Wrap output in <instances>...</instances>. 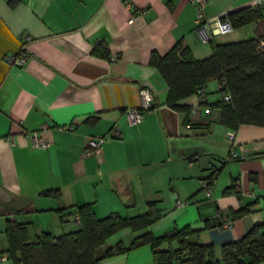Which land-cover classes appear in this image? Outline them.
<instances>
[{
  "label": "crops",
  "instance_id": "obj_1",
  "mask_svg": "<svg viewBox=\"0 0 264 264\" xmlns=\"http://www.w3.org/2000/svg\"><path fill=\"white\" fill-rule=\"evenodd\" d=\"M10 1L0 0V186L9 194H0V209L33 208L12 218L36 236L78 229L76 209L84 203L98 217L132 216L156 200L157 221L136 231L123 228L105 247H128L148 231L162 236L189 227L187 240L213 243L218 255L223 243L264 223V126L221 123L217 79L180 101L189 111L173 108L164 77L150 63L153 50L165 54L179 40L195 58H205L212 42L256 36L255 22L206 39L210 31L196 23L192 0ZM244 6L264 9V0H207L206 12L222 18ZM100 43L108 57L92 52ZM22 46L26 62H9ZM144 86L154 94V107L131 124L127 109L142 106ZM114 125L120 137L84 155L86 138ZM34 134L49 144L37 146ZM213 168L221 171L207 197L202 182ZM54 188L60 197L41 194ZM218 209L230 226L221 225ZM178 240H164L160 248L178 247ZM1 245L6 250L8 242ZM100 264H156V255L146 243Z\"/></svg>",
  "mask_w": 264,
  "mask_h": 264
},
{
  "label": "trees",
  "instance_id": "obj_2",
  "mask_svg": "<svg viewBox=\"0 0 264 264\" xmlns=\"http://www.w3.org/2000/svg\"><path fill=\"white\" fill-rule=\"evenodd\" d=\"M15 4L16 0H11ZM222 18H229L234 28L255 22L256 36L223 43L212 42L213 52L205 58H195L190 47L182 42L171 47L165 54L153 50L150 63L161 72L168 85L167 104L175 109L189 111L180 101L200 90L211 79L220 83L221 101L214 104L221 108V123L237 129L243 123L264 126V9L259 6H244L228 12ZM92 52L109 56V49L96 44ZM229 94V99L224 95ZM220 168H213L207 178L211 185L218 178ZM237 194L239 190L234 189ZM42 195L60 197L58 188L47 189ZM15 210V209H14ZM61 210V209H60ZM24 213L33 208L16 209ZM242 209L235 213L240 215ZM76 213L80 227L76 230L53 234L42 232L32 239L26 223L8 217L5 227L8 247L0 249L13 264H100L101 260L114 252L150 243L156 255V264H256L264 261V223L255 222L241 238L223 243L220 254L213 243L191 242L187 235L189 227L169 231L155 236L145 232L126 247L118 242L105 247L110 236L123 228L140 230L161 217L158 202H147V210L137 215L113 213L98 217L91 203L77 206ZM178 238V247L161 249L164 241Z\"/></svg>",
  "mask_w": 264,
  "mask_h": 264
},
{
  "label": "built area",
  "instance_id": "obj_3",
  "mask_svg": "<svg viewBox=\"0 0 264 264\" xmlns=\"http://www.w3.org/2000/svg\"><path fill=\"white\" fill-rule=\"evenodd\" d=\"M195 9H196V23L200 26H205L209 29V34L206 36V39H211L216 34H225L233 30L232 22L229 18H220L214 17L210 18L206 12L207 0H192ZM28 56L24 51V46L20 48V51L15 55H8L6 59L11 63L24 64ZM141 94L143 96V104L141 107H130L127 109V116L131 124L140 122L144 119L147 111L151 110L154 107V94L152 90L148 87L141 88ZM230 95L225 94L224 99H229ZM233 134V132H230ZM113 137H120V129L117 125H114L112 129L104 135H90L86 138L84 155H90L93 153H98L103 145L107 142L108 139ZM35 144L40 147H46L49 144V141L42 137L33 135ZM202 190L207 197H211L213 194V185L209 183L208 179L203 180ZM215 216L221 220V225L226 227L231 225V220L228 219L221 210H216ZM79 222V218L77 217ZM6 254L1 256L2 260L7 259Z\"/></svg>",
  "mask_w": 264,
  "mask_h": 264
},
{
  "label": "rangeland",
  "instance_id": "obj_4",
  "mask_svg": "<svg viewBox=\"0 0 264 264\" xmlns=\"http://www.w3.org/2000/svg\"><path fill=\"white\" fill-rule=\"evenodd\" d=\"M15 210L12 207H6L5 209H0V246L1 247H2L1 244L5 243L7 241V237H6V233H5V227H6L7 218L8 217H13V216H15L17 214H21L22 215V213H24V212H21V211H19V212L17 211L16 212ZM24 215H27V214H24ZM43 218H45V217H42V219ZM40 234H41V232H40ZM30 235L35 237V234H30ZM37 235H39V234H37ZM55 235H57V234H55ZM2 264H13V263H12L11 259H9V260L5 261Z\"/></svg>",
  "mask_w": 264,
  "mask_h": 264
},
{
  "label": "water",
  "instance_id": "obj_5",
  "mask_svg": "<svg viewBox=\"0 0 264 264\" xmlns=\"http://www.w3.org/2000/svg\"><path fill=\"white\" fill-rule=\"evenodd\" d=\"M0 194L3 197H5V196L8 197V195H9L8 192L3 187H1V186H0Z\"/></svg>",
  "mask_w": 264,
  "mask_h": 264
}]
</instances>
